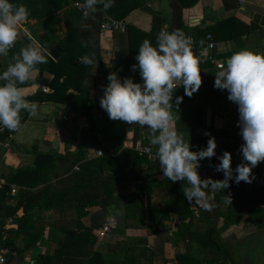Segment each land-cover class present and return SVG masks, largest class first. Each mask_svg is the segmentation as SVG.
Segmentation results:
<instances>
[{"label": "crops", "instance_id": "1", "mask_svg": "<svg viewBox=\"0 0 264 264\" xmlns=\"http://www.w3.org/2000/svg\"><path fill=\"white\" fill-rule=\"evenodd\" d=\"M140 2L124 18L103 15L124 19L128 26L151 34L135 35L137 51L144 40L156 46L161 31L176 30L201 41L204 49L206 37L202 36L207 29L224 66L241 50L264 55V0H198L182 11L175 0ZM116 3L121 6L118 0ZM68 11L63 8L40 21L29 19L18 26V37H32L34 46L49 54V49L66 36ZM100 24L98 14L82 24L83 32L97 39L99 48L98 62L84 84L93 107L83 110L47 96L32 100L33 95L54 92L46 84L54 75L37 69L33 83L23 87L26 98L36 103L38 114L27 113L17 131L0 133V188L8 187L0 227L4 228V238L13 240L2 254L5 262L0 264H40L41 254L51 257L49 264H264V190L230 181L224 193H215L212 210L196 206L193 200V220L183 221L177 211L164 215L157 210L165 209L169 200L167 180L149 157L142 160L140 154L129 153L136 152L140 143L151 144L150 130L113 121L100 107L101 86L109 84L111 72L118 71L121 80L131 78L137 83L120 61L130 52L129 34L127 29L101 31ZM221 43L226 51H219ZM13 63L15 59L9 54L0 56V74ZM218 70L207 59L198 92L192 97L185 95L183 87L175 92L184 97L175 114V129L184 140L191 145L193 134L208 132L217 142L216 157L202 160L204 167L219 164L218 157L224 151L231 153L236 165L243 159L238 110L228 115L220 112L235 103L228 100L226 90L214 88ZM136 71L139 74L138 68ZM43 85L50 91L44 92ZM100 148L106 154L95 156ZM260 169H264V162L253 170ZM141 184L150 190L137 197ZM174 187L180 190L182 200H187L183 190L188 183L178 181ZM25 206H32L29 222L24 219ZM106 223H114V227L99 237L98 231ZM182 223L190 227L177 235Z\"/></svg>", "mask_w": 264, "mask_h": 264}, {"label": "clouds", "instance_id": "2", "mask_svg": "<svg viewBox=\"0 0 264 264\" xmlns=\"http://www.w3.org/2000/svg\"><path fill=\"white\" fill-rule=\"evenodd\" d=\"M114 6V0H84V19L98 11L107 12ZM29 9L15 5L10 0H0V56H8L19 35L18 26L28 21ZM192 39L181 30L161 31L156 46L144 40L138 49L132 70L139 69L142 83L131 78L121 80L117 72H111L109 84L101 86L103 96L100 107L113 121L139 125L150 130V143L156 147L160 170L164 178L172 181H186L185 198L191 204L210 211L217 192L228 189L230 181L236 184H251L255 180L253 169L264 162V55L252 51L234 52L215 73L214 88L227 91L228 100L238 105L237 127L243 144L240 146L242 161L232 167V155L224 151L218 157L220 163L215 171L222 172L224 179H202L198 169L201 161L216 157L217 142L210 137L207 147L192 151L189 141L175 129L176 113H179L183 96H176L183 87L185 95L192 97L202 87L200 65L206 56H197L192 50ZM224 43L219 51H226ZM15 63L0 74V126L15 132L21 127V113L30 116L38 114L34 101L26 98L25 89L38 65L47 63V54L38 46L29 44L14 57ZM80 62L86 66L95 63L94 57L84 55ZM210 136V133L205 132ZM235 173V175H234ZM228 202L231 203V196Z\"/></svg>", "mask_w": 264, "mask_h": 264}, {"label": "trees", "instance_id": "3", "mask_svg": "<svg viewBox=\"0 0 264 264\" xmlns=\"http://www.w3.org/2000/svg\"><path fill=\"white\" fill-rule=\"evenodd\" d=\"M10 2L15 5H25L30 12L28 20L36 19L40 21L63 8H69L68 14L66 16V36L58 41V43L64 49V53L57 60L53 59L49 54L46 53L47 63L40 64L37 68L42 71H49L54 75L52 80L46 81V84L52 87L54 89V92L41 96L33 95L30 98L32 100H35L43 96L54 97L64 102L71 103L75 108H84L83 110H90L93 107V102L92 98H90V92L86 89L84 84L86 78L90 75L93 66L98 62L99 48L97 39L95 41L93 37H91V40L88 37L87 33L83 32L82 24L85 19L83 18L84 16L74 7L73 4L75 0H10ZM118 2L121 4V6H119V4L116 3V0H114V6L107 12L98 11L96 13L98 14L100 23L104 19V13H107L115 18H124L129 15L132 10L135 9V7L142 4L140 0H118ZM175 2L178 4L180 11H182V8L192 6L196 4L198 0H175ZM229 20H231L232 22V17ZM127 32L129 34V39L131 42L130 52L128 56L125 57V59L120 61L127 67L129 75L136 79L137 83H142L140 74H138L137 71L132 70V65H134L136 62L135 57L136 55H138V51L136 50L134 46L135 43H133V41L135 39V35L143 37L150 36L151 34L148 35L147 32H144L143 30L138 29L133 25L128 26ZM208 33L209 31L207 29L204 30L202 37H206ZM29 44H32L34 46V39L32 37H29L27 35L18 37L15 46L9 51V55L11 57H16L17 55H19L20 50L28 46ZM192 50L195 55L203 56V45L201 41L196 39L192 43ZM86 54L90 57H94L95 63L93 65L86 66L80 62L81 57ZM203 64L204 63L200 65L201 69ZM3 83V81H0V84ZM32 83L33 81L31 79L27 85H22V87L29 86ZM72 91H75L76 93H72ZM26 118L27 112H22L21 124L24 123ZM8 131L9 130H7V132ZM209 138L210 136L207 135L197 133L193 134L191 140V150L199 151L206 148ZM129 153L134 154L135 156L138 155V153L134 151H130ZM147 157L148 156L141 155L139 159L144 160V158L147 159ZM133 176L135 177L136 175ZM166 180L167 183L165 187L169 192L170 197L166 203L165 209L157 210H159L164 215L167 214V211H177L182 215L181 217L183 221H185L187 218L193 220L192 218L195 216L193 213L194 210L189 201H183L181 196L179 195L180 190L178 189V187L175 188L172 181L168 179ZM183 182L186 183V181ZM7 188V186H3L2 188H0V213L2 208L4 207V204L7 202ZM149 190L150 187L145 184H141L137 188L136 196L138 197V194L148 193ZM31 208L32 206L24 207L25 215L27 216L24 219H26L27 222L31 220ZM183 224L184 223L179 226V230L176 232L177 235H181L186 228L190 227L189 225H186L185 228ZM29 227H31V224L28 226V228ZM28 228H26V231H29ZM3 232L4 228L0 227V248L7 249L13 245V240L9 237L4 238ZM23 251L24 249L19 250L20 253H23ZM177 256L180 260L183 259V255H181L180 253ZM39 262L40 264H49L51 263V257L41 254Z\"/></svg>", "mask_w": 264, "mask_h": 264}, {"label": "built area", "instance_id": "4", "mask_svg": "<svg viewBox=\"0 0 264 264\" xmlns=\"http://www.w3.org/2000/svg\"><path fill=\"white\" fill-rule=\"evenodd\" d=\"M242 1L243 0H240V2ZM73 5L84 16V11H85L84 0H75ZM127 27H128V23L126 22V20L115 19L109 16L104 17V19L101 21V24H100L101 31H110V32L116 31V30L124 31L127 29ZM190 38L192 39V42H194V38L192 37ZM215 47H216V42L214 41L212 34L208 33L205 39V47L202 51V54L203 56H206L209 61H211L212 63H215L220 68L222 65H224V63L217 58L214 52ZM43 91L49 92L50 88L47 85H43ZM237 110H238V105L233 104L231 109L223 108V109H220V112H222L224 115H228L230 113H235ZM5 132H7V129L4 128L3 126H0V133H5ZM135 150L138 154L142 156L143 155L148 156L152 161H154L160 166L159 159L156 155L157 149L155 146L148 144V143H140L135 147ZM104 154H106V151L100 148L95 151L94 155L103 156ZM215 165L217 164H214L213 166H206V167L201 165V167L198 169L199 175L201 176V178L202 179H206V178L216 179L219 177L224 178V174L222 172L215 171ZM236 166L237 165H236L235 159H232L233 169H235ZM253 175L255 176V180L251 184H248L245 182H242V183H244L249 188L264 189V169H260L259 171L253 170ZM16 190L17 188L15 187L12 189V192L15 194ZM113 227H114V223H106L105 225H103V227H101L98 231L99 237H104L106 233L110 231ZM0 246H1V243H0ZM4 251L5 249L0 248V262L1 263L5 262V257L2 256Z\"/></svg>", "mask_w": 264, "mask_h": 264}, {"label": "water", "instance_id": "5", "mask_svg": "<svg viewBox=\"0 0 264 264\" xmlns=\"http://www.w3.org/2000/svg\"><path fill=\"white\" fill-rule=\"evenodd\" d=\"M48 52L54 59H58L63 54L64 50L61 45L55 44L49 49Z\"/></svg>", "mask_w": 264, "mask_h": 264}]
</instances>
